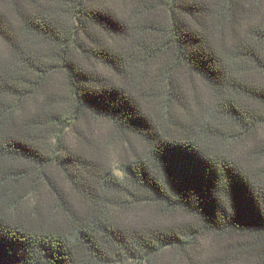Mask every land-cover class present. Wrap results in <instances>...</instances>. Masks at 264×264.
Listing matches in <instances>:
<instances>
[{
	"label": "trees",
	"instance_id": "trees-1",
	"mask_svg": "<svg viewBox=\"0 0 264 264\" xmlns=\"http://www.w3.org/2000/svg\"><path fill=\"white\" fill-rule=\"evenodd\" d=\"M0 264H264V0H0Z\"/></svg>",
	"mask_w": 264,
	"mask_h": 264
},
{
	"label": "rangeland",
	"instance_id": "rangeland-1",
	"mask_svg": "<svg viewBox=\"0 0 264 264\" xmlns=\"http://www.w3.org/2000/svg\"><path fill=\"white\" fill-rule=\"evenodd\" d=\"M181 79L188 84L191 88L194 90L196 89L200 94L201 91L203 92L201 84L196 81L194 78H190L188 75L180 76ZM57 84H61L60 80H57ZM85 125L94 133V137L96 140L101 142V145H104V150H102V159H104L112 168L116 167V161L120 156L123 154L118 151V144H114L112 141H116L115 135L113 134V131L111 130L110 125L104 121H92L89 120V124ZM112 142V143H109ZM115 145V146H113ZM136 147H139V145L135 144ZM120 146V145H119ZM121 147V146H120ZM126 214V213H125ZM126 219L127 217L124 216Z\"/></svg>",
	"mask_w": 264,
	"mask_h": 264
}]
</instances>
